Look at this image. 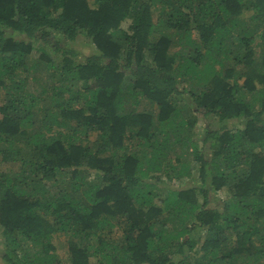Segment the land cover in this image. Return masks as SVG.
I'll use <instances>...</instances> for the list:
<instances>
[{
	"label": "trees",
	"instance_id": "1",
	"mask_svg": "<svg viewBox=\"0 0 264 264\" xmlns=\"http://www.w3.org/2000/svg\"><path fill=\"white\" fill-rule=\"evenodd\" d=\"M89 1L0 0V260L264 264V0Z\"/></svg>",
	"mask_w": 264,
	"mask_h": 264
},
{
	"label": "rangeland",
	"instance_id": "2",
	"mask_svg": "<svg viewBox=\"0 0 264 264\" xmlns=\"http://www.w3.org/2000/svg\"><path fill=\"white\" fill-rule=\"evenodd\" d=\"M89 2L91 3L92 0L89 1ZM78 39L79 40H77V42L75 43V45H76V49L81 53V55L88 54V53H90L91 50H93L92 44L90 43V41L87 38H85L84 36H80ZM36 76L38 78H40V77H43L44 74H41V75L40 74H37ZM225 194L226 193L221 192L220 194L218 193V196L219 197H222L223 199H225L226 198V195ZM0 230H1V228H0ZM1 242L2 241H1V236H0V252H1ZM62 242H63V240H62ZM56 252L59 255V257H65L63 248H57V251ZM197 253H198V251H197ZM0 264H3V262L1 260H0Z\"/></svg>",
	"mask_w": 264,
	"mask_h": 264
}]
</instances>
